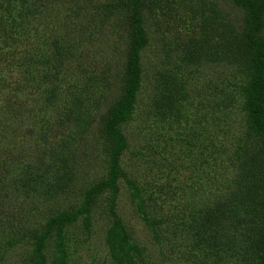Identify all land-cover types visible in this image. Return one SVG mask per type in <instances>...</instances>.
<instances>
[{"label":"rangeland","instance_id":"374dc122","mask_svg":"<svg viewBox=\"0 0 264 264\" xmlns=\"http://www.w3.org/2000/svg\"><path fill=\"white\" fill-rule=\"evenodd\" d=\"M131 1L0 0V264H32L37 250L42 264H115L110 228L133 264L257 262L202 238L220 214L263 233L241 33L254 24L264 38V15L238 0ZM125 75L130 104L107 154L98 117L120 116Z\"/></svg>","mask_w":264,"mask_h":264},{"label":"trees","instance_id":"16d2710c","mask_svg":"<svg viewBox=\"0 0 264 264\" xmlns=\"http://www.w3.org/2000/svg\"><path fill=\"white\" fill-rule=\"evenodd\" d=\"M145 0H132L131 1V8L141 9L143 3ZM239 2H243L244 4L248 5V10L258 13H262L264 15V0H238ZM119 5H114L112 8L115 9ZM244 19V18H243ZM252 20V17L249 18ZM255 18H253L254 20ZM246 19L242 20V23L244 24V21ZM139 29L134 28L131 30L129 35L131 36V39L137 40L134 36H139ZM257 31L255 30L254 24L250 26L249 28H244L243 33H241V39L246 42L249 47L252 49V58L254 60V64L252 66V72L250 73V78L248 82V88H245V93H243L244 97V109L247 112V119L248 122H250L249 127L254 130H259L258 132L253 133L254 138L256 139V142H259L257 145L256 153H254L253 156H251L249 164L253 165L254 167L259 165L264 166V150L262 147H264V131L261 129V124L264 123V120H255V117L252 115V105L254 104H260L264 103V93L262 92V86L261 84L264 82V80H259L260 76L264 75V38H261L257 35ZM129 37V36H128ZM240 37V36H239ZM130 42V38L128 39ZM137 44V43H135ZM124 56V64L126 62V65H133L135 68L137 66L136 61V52L134 49V43L128 44L125 47V50L123 52ZM135 70V69H134ZM136 75V74H135ZM131 79H134V77L131 75ZM119 86L117 87L118 92L120 94V108L118 111H121L120 116L117 115V113L110 109V111L105 112V114L98 117V124H97V133L102 135V138L100 139V147L101 149L107 153H113L117 152L119 148L114 147L113 144L119 141L118 136V130H114L112 127L119 121H123L126 118V111L128 107L129 95L131 93L130 85L133 81L130 82V77L128 75H125V77L118 78ZM263 81V82H262ZM264 84V83H263ZM245 87V86H244ZM264 105V104H263ZM123 107V111H122ZM256 107V105H255ZM257 108V107H256ZM118 129V127H117ZM253 130V131H254ZM258 137V138H257ZM263 145V146H262ZM236 153V150L234 151ZM261 157L259 158V156ZM112 175H114V171H110ZM97 183L95 184L92 189H96L95 192L90 191L86 194L94 195L97 191H100L101 189H104L105 187L113 188V181L114 179H104L101 180L97 179ZM263 193H264V184H263ZM264 197V194H263ZM264 203V202H263ZM260 208V212L262 214V223L264 224V204ZM252 221V219H249ZM212 233L211 235L204 234L202 240L207 241H214L220 238L222 239V242L226 245L234 246L240 250H243V252L246 254V256L249 259L255 258L257 260L256 264H264V229L263 233L262 230L259 232L256 230V228L252 226H247L244 224H239L238 221H236L234 218H230L227 215L220 214L216 223L211 228ZM118 233L113 231V228H110L108 230V236L106 240V245L109 250L110 258L113 259L115 264H133L132 260L128 259L127 256H125L124 252L122 251V247H124V243L118 245L117 242H113L114 237H117ZM153 238L157 241H159V237L155 233L153 235ZM127 243V242H126ZM114 245H118L117 248H114ZM131 249H133L136 252H139L140 250L138 246H136L135 243H131V246H129ZM38 252V250H37ZM36 252V259L34 263L32 264H42L39 255ZM21 261H24L21 259Z\"/></svg>","mask_w":264,"mask_h":264}]
</instances>
